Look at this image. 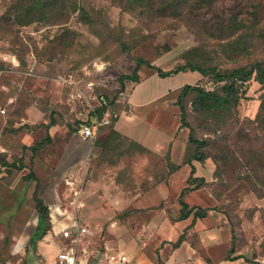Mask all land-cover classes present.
<instances>
[{"label":"rangeland","instance_id":"374dc122","mask_svg":"<svg viewBox=\"0 0 264 264\" xmlns=\"http://www.w3.org/2000/svg\"><path fill=\"white\" fill-rule=\"evenodd\" d=\"M16 1L0 0V54L6 60L0 63V68L4 70L5 81L12 83L8 92L19 93L20 106L26 108L32 99L38 103L43 117L34 128L32 145L16 144L12 155L16 167L4 168L0 164V264L18 261L20 255H10L9 250L19 240L22 252L25 250L19 264H43L48 255L46 250L57 245L59 240L52 222L53 207L64 195L57 184L58 178L64 170L78 166L74 161L78 158L79 144L91 148L90 140L80 143L77 130L85 123L94 122L105 110L118 114L116 119L130 114L128 94L143 78L149 77L136 87L133 96L139 101L158 97L146 108L152 114L166 98L169 106L176 104L181 85L218 88L221 83L199 71L186 69L166 78L157 72V68L174 70L186 63V54L203 40L197 25H204L212 33L206 32L204 42L207 44L201 46L205 47L203 52L208 62L218 64L219 68L230 69L264 58V0H218L215 7L200 10L192 7L197 0H178L179 15L170 12L161 15L155 10L146 13L139 9L124 10L120 0H62L66 2V9L54 3L45 17L40 10L34 21L26 23L15 22L13 15L8 24L5 16L13 11ZM170 1L143 0L154 3L153 8L159 6L156 3ZM20 12L23 16V10ZM237 14L240 23L235 22ZM228 19L234 22L224 27V20ZM140 58L144 63L136 73L138 80L127 78L123 81L122 76L134 75ZM242 91L237 106L238 118L241 122L251 120L260 124L264 86L253 77ZM5 98L6 93H0V101ZM188 109L190 122L199 138L212 139L213 130L231 128L230 118L223 113L202 116L192 111L190 104ZM173 110V106L165 108V113L170 115ZM178 115L180 120V109ZM165 118L169 120L168 116ZM55 122L64 129H58L51 139L48 127ZM133 127L147 128L151 143L161 141L156 125L149 127L139 122ZM181 128L187 132L183 137L184 144L188 145L186 162L194 146L189 147L190 128ZM205 150L209 157L198 163L193 177L190 167L182 171L188 187L183 200H188L190 206L192 203L204 205L225 214L231 233L234 227L237 247L235 253L229 251V256L240 252L247 257L264 259V193L252 191L246 180L223 178L218 173L219 164L213 158L212 148ZM112 160L103 161L98 157L87 177L88 181H95L97 187L85 193L86 204L80 209V216L89 229L84 239L86 255L97 262L107 251L116 249L125 251L133 259L138 257L134 251L150 258L156 242L145 224L157 214L152 209L167 208V211L176 212L177 200L152 199L147 195L143 197L146 203L137 205L138 192L129 191L134 184L128 166L117 157ZM152 170L157 177L165 178L171 168L157 164ZM202 175L205 181H192L195 176ZM35 192L49 206V227L36 245L29 243L38 229ZM198 195L206 198H198ZM253 195L261 201L250 199Z\"/></svg>","mask_w":264,"mask_h":264},{"label":"crops","instance_id":"0c3cea01","mask_svg":"<svg viewBox=\"0 0 264 264\" xmlns=\"http://www.w3.org/2000/svg\"><path fill=\"white\" fill-rule=\"evenodd\" d=\"M5 61L6 60L0 54V63H4ZM3 74L4 70L0 68V93H6L5 100H3V102L0 101V164L5 168L8 167L9 164H14L12 155L14 153L13 150L16 149L17 143L29 147L32 145L33 136L35 134L34 128L39 126V120L43 116L40 113L41 111L39 110L38 103L32 99L31 104L27 105L26 108L20 106L22 102L20 103L18 101L19 93L8 92L12 83L5 81ZM175 75H178V73ZM147 78L137 81L128 94L127 103L132 108L130 114L127 113L125 116L120 115L112 125L103 126L99 136L96 139L90 140L91 148L79 144V149L76 152L78 158L74 161V163L76 162L75 165L78 166L74 167L73 170H64L60 178H58V186L61 185L64 178L69 175L82 180L84 188L82 201L83 205L86 204L84 201L85 193L92 192L93 188L97 187L95 181H88L87 177L90 167L95 163L97 158L101 156V143L108 139L111 131L115 130L125 139H128L130 142L133 141L144 148L141 150L137 146L128 147L125 145L121 149V154L118 156L119 161L123 164L126 163L129 174L133 176L134 185L129 191L138 192V196L136 197L138 199L137 205H140V203L145 204L146 201H144L145 199H143V197L145 196L146 198L147 195L148 197H153L152 199H166L169 197L177 200L175 203V205H177V214L176 212L172 213V211H167V208L152 209L153 212L157 214H154L151 220L145 224V229L150 232L152 239H155L156 246L153 251L154 255L147 258L135 254L136 251H134V255L138 257L134 259L130 258L132 264H264L263 258L247 257L240 252L229 256L232 244V233L224 213L214 208L207 207L206 215L203 217H195L193 211L188 217L183 219L180 218L183 208L181 200H183L188 190V187L183 181L182 171L190 167L191 176L192 167H199L198 163H200V161L192 159V161L189 162L188 158L185 162V154H187L188 145L186 142L184 144L183 137L187 132L180 126L178 115L179 106L177 104L174 103L169 106L166 98L164 99L165 101H162V105L159 106L156 111L154 110L152 114L150 113L151 111H147L146 108L151 100L158 97L139 101L133 96L136 87ZM181 89L182 85L179 87V91H181ZM172 106L175 110H173L170 115L166 114L165 108L168 109ZM2 110L5 111L2 112ZM165 116H168L169 120H166ZM139 122L149 127L156 125L157 128L155 129L160 133L161 141H157L154 144L151 143L149 141L148 136H150V134L147 128L141 130L140 128L133 127L135 123ZM44 123L48 124L46 120H44ZM58 129L62 131L64 128L56 122L50 124L48 127V134L51 139H54ZM76 135H78L80 140L81 137L78 130ZM102 137L103 139H101ZM82 141L84 140L81 139L80 143ZM114 156L116 155H112V157ZM157 164L159 166L171 168L170 173L167 174L165 178L154 175L152 168ZM78 167L79 169H77ZM76 170L78 171L75 172ZM198 177L204 178L203 175L202 177L195 176V178ZM5 180L7 179H4V181ZM153 183L156 185L153 186ZM201 197L206 198L205 195H198V198ZM249 198L258 202L261 201V199L255 195ZM185 202L187 204L189 203L188 200ZM198 203L201 204V202ZM191 205L192 206H189L205 208L202 204V206H195V203ZM163 211L166 212V216ZM162 215L164 216L160 218L157 217ZM250 223H252V221ZM181 236L184 237V240L180 245L174 247L173 244L177 242ZM31 237L29 243H31ZM16 238L18 239V236H15V239ZM19 242L20 240L14 242L9 250L10 255L19 254V259L17 262L9 261L8 264H19V261L23 260L25 250L23 253L22 246ZM57 247V245H54L52 248L46 250L48 255L45 256L46 260L43 264L55 260L58 251ZM83 247H85L84 243Z\"/></svg>","mask_w":264,"mask_h":264},{"label":"trees","instance_id":"16d2710c","mask_svg":"<svg viewBox=\"0 0 264 264\" xmlns=\"http://www.w3.org/2000/svg\"><path fill=\"white\" fill-rule=\"evenodd\" d=\"M178 0H171L170 2L145 3L143 0H120L119 4L124 10L136 11L139 9L141 13L157 11L161 15L165 13H173V15H179L180 3ZM218 0H197L192 6L193 9L200 10L205 8H213ZM54 3L60 4L62 9H66V2L62 0H17L11 12L5 16V22L10 24L12 22L11 17L14 15L15 22L24 21L32 22L36 19L37 11L41 10L42 17H45L46 12L52 9ZM72 6L75 8L76 4L72 1ZM23 10V16H20V11ZM13 12V13H12ZM44 15V16H43ZM238 14L235 16V22L238 21ZM22 18H27L22 20ZM40 19V18H38ZM211 20V19H209ZM224 27L232 25L233 21L224 20ZM21 22V23H24ZM210 22V21H209ZM207 22V23H209ZM198 26V27H197ZM200 35L201 44L193 48L186 55V63L180 65L177 69L165 71L162 68H157V72L161 77H167L172 74H176L186 69L192 71H199L203 75L212 76L221 85L216 89H207L205 86L199 84H185L181 93L178 96L176 104L180 109V121L181 127L190 128L189 133V147L192 155L189 157V162L192 159L204 161L209 157L205 148H212V155L218 165L219 175H223V178L235 177L236 180H246L252 191L257 194L264 193V94L262 96L261 109L263 111V120L260 124H256L254 121H242L238 118L237 106L239 104L241 95L243 94V87L249 85V81L255 77L264 86V58L256 59L250 64L238 65L230 69L219 68L218 64L208 62L207 54L204 53L203 45L207 43L204 38L206 32L205 26L197 25ZM213 26V24H211ZM217 29H215L216 31ZM212 34V33H211ZM208 32V35H211ZM263 36V35H262ZM264 38V37H263ZM144 63L142 58L138 59L137 66L133 76H122L121 79L138 80L137 71L139 67ZM151 65L150 63H148ZM255 75V76H254ZM192 95L189 99L188 96ZM190 104L192 111L202 116L208 115V113H223L230 118L229 129L223 131L222 128L213 130L211 134H214V138H199L196 134L195 128L190 122V113L188 109ZM102 152L100 159L112 160L121 154L123 146L135 147L137 146L141 150L142 146L137 145L135 142H130L125 139L115 130L111 131L108 139L101 143ZM112 155H116L112 157ZM112 157V158H111ZM14 163V162H13ZM12 167H16V164H9ZM195 172V168L192 167L191 177ZM193 180L205 181L204 178H193ZM36 206L38 210V229L31 237L30 242L34 245L42 239L49 227V206L45 204L44 200L40 198L35 192ZM182 210L180 218L188 217L193 211L195 217H203L206 215V208L190 207L185 201L181 200ZM184 240L181 236L177 242L173 245L177 247ZM235 230L232 227V246L230 253H235L237 247L235 246Z\"/></svg>","mask_w":264,"mask_h":264},{"label":"built area","instance_id":"2783aa9c","mask_svg":"<svg viewBox=\"0 0 264 264\" xmlns=\"http://www.w3.org/2000/svg\"><path fill=\"white\" fill-rule=\"evenodd\" d=\"M116 117L118 114L105 110L101 117H95L94 122L85 123L78 129L81 139L84 141L96 139L101 128L113 124ZM59 187H62L64 195L53 207L52 215L53 228L59 239L58 251L55 260L46 264H132L125 251L116 249L107 251L104 258L97 262L91 261L90 255H86L88 250L83 247L84 239L89 232L88 226L80 216V209L83 206V181L69 175Z\"/></svg>","mask_w":264,"mask_h":264}]
</instances>
